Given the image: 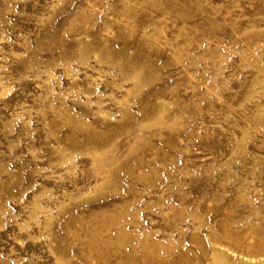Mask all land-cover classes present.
I'll return each mask as SVG.
<instances>
[{"label":"rangeland","instance_id":"1","mask_svg":"<svg viewBox=\"0 0 264 264\" xmlns=\"http://www.w3.org/2000/svg\"><path fill=\"white\" fill-rule=\"evenodd\" d=\"M0 264H264V0H0Z\"/></svg>","mask_w":264,"mask_h":264}]
</instances>
